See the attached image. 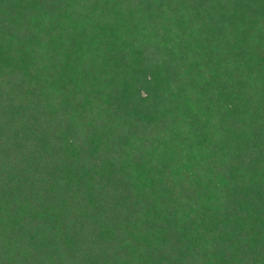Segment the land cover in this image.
Wrapping results in <instances>:
<instances>
[{"label":"trees","instance_id":"16d2710c","mask_svg":"<svg viewBox=\"0 0 264 264\" xmlns=\"http://www.w3.org/2000/svg\"><path fill=\"white\" fill-rule=\"evenodd\" d=\"M0 264H264V0H0Z\"/></svg>","mask_w":264,"mask_h":264}]
</instances>
